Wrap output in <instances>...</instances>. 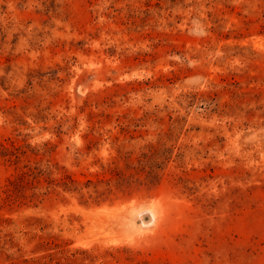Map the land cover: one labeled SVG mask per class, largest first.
Here are the masks:
<instances>
[{"label":"rangeland","instance_id":"1","mask_svg":"<svg viewBox=\"0 0 264 264\" xmlns=\"http://www.w3.org/2000/svg\"><path fill=\"white\" fill-rule=\"evenodd\" d=\"M0 264H264V0H0Z\"/></svg>","mask_w":264,"mask_h":264}]
</instances>
